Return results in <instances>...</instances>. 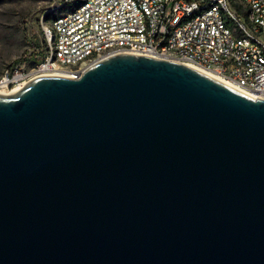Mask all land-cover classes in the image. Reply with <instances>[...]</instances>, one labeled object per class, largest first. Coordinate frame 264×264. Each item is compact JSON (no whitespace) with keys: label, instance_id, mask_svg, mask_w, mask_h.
Returning a JSON list of instances; mask_svg holds the SVG:
<instances>
[{"label":"water","instance_id":"95a60500","mask_svg":"<svg viewBox=\"0 0 264 264\" xmlns=\"http://www.w3.org/2000/svg\"><path fill=\"white\" fill-rule=\"evenodd\" d=\"M0 264H264V98L130 53L0 94Z\"/></svg>","mask_w":264,"mask_h":264},{"label":"built area","instance_id":"2783aa9c","mask_svg":"<svg viewBox=\"0 0 264 264\" xmlns=\"http://www.w3.org/2000/svg\"><path fill=\"white\" fill-rule=\"evenodd\" d=\"M45 59L7 71L0 94L33 79L77 78L109 56L165 58L213 72L264 98V0H84L44 26Z\"/></svg>","mask_w":264,"mask_h":264},{"label":"rangeland","instance_id":"374dc122","mask_svg":"<svg viewBox=\"0 0 264 264\" xmlns=\"http://www.w3.org/2000/svg\"><path fill=\"white\" fill-rule=\"evenodd\" d=\"M76 1L0 0V78L7 71L32 70L34 59L47 55L44 26L71 10Z\"/></svg>","mask_w":264,"mask_h":264},{"label":"bare ground","instance_id":"6f19581e","mask_svg":"<svg viewBox=\"0 0 264 264\" xmlns=\"http://www.w3.org/2000/svg\"><path fill=\"white\" fill-rule=\"evenodd\" d=\"M188 66H190V65H188ZM190 67H192V68H194V69H197V70H199V71H201V72H204V73H206V74H208V75H210V76H212V77H214V78H216V79H218V80H220V81H224V83H226V84H228V85H231L232 87H236L234 84H232V83H230V82H227V81H225V80H223L222 78H220L218 75H216L215 73H213V72H209V71H207V70H205V69H203V68H200V67H195V66H190ZM63 76H66V75H63ZM15 92H17V89H13V90H11L10 92H2V94H4V95H9V94H13V93H15Z\"/></svg>","mask_w":264,"mask_h":264},{"label":"trees","instance_id":"16d2710c","mask_svg":"<svg viewBox=\"0 0 264 264\" xmlns=\"http://www.w3.org/2000/svg\"><path fill=\"white\" fill-rule=\"evenodd\" d=\"M64 1V0H63ZM84 0H77L75 3L72 4V9L79 6ZM59 16L55 17L53 20H55L56 18H58ZM50 19V15L46 16V20ZM51 20V22L53 21ZM50 23V22H49ZM38 47H41L40 43H37ZM46 55L43 53L40 59H34V62L36 65L40 64L44 59H45Z\"/></svg>","mask_w":264,"mask_h":264}]
</instances>
